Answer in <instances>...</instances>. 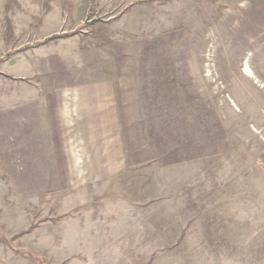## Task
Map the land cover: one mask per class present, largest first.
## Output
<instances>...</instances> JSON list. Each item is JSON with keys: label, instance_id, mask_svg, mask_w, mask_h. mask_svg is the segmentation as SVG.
<instances>
[{"label": "rangeland", "instance_id": "1", "mask_svg": "<svg viewBox=\"0 0 264 264\" xmlns=\"http://www.w3.org/2000/svg\"><path fill=\"white\" fill-rule=\"evenodd\" d=\"M0 264H264V0H0Z\"/></svg>", "mask_w": 264, "mask_h": 264}, {"label": "crops", "instance_id": "2", "mask_svg": "<svg viewBox=\"0 0 264 264\" xmlns=\"http://www.w3.org/2000/svg\"><path fill=\"white\" fill-rule=\"evenodd\" d=\"M82 98H84V99H82V100H85V101H87V102H93L92 100H94L95 98L94 97H92V96H90V97H82ZM97 100V99H96ZM91 112V111H90ZM97 112L95 111V115H97V116H103V117H105L106 115H107V107L104 105V106H102L99 110H98V113L96 114Z\"/></svg>", "mask_w": 264, "mask_h": 264}, {"label": "bare ground", "instance_id": "3", "mask_svg": "<svg viewBox=\"0 0 264 264\" xmlns=\"http://www.w3.org/2000/svg\"><path fill=\"white\" fill-rule=\"evenodd\" d=\"M244 72H246L247 76H251V71L249 70V68L247 66L244 67Z\"/></svg>", "mask_w": 264, "mask_h": 264}]
</instances>
